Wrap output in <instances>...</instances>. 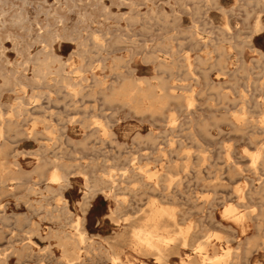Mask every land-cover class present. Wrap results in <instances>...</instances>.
I'll return each instance as SVG.
<instances>
[{
  "label": "rangeland",
  "instance_id": "obj_1",
  "mask_svg": "<svg viewBox=\"0 0 264 264\" xmlns=\"http://www.w3.org/2000/svg\"><path fill=\"white\" fill-rule=\"evenodd\" d=\"M205 1H0V264H115L113 256L123 264H264V159L251 163L253 151L264 157V0ZM55 166L68 172L65 200L49 188ZM156 204L174 214L159 218L160 231L187 235L164 260L133 237L152 223ZM229 205L235 216L225 215ZM77 224L85 240L63 238ZM202 242L208 256L230 253L209 262L197 251Z\"/></svg>",
  "mask_w": 264,
  "mask_h": 264
},
{
  "label": "bare ground",
  "instance_id": "obj_2",
  "mask_svg": "<svg viewBox=\"0 0 264 264\" xmlns=\"http://www.w3.org/2000/svg\"><path fill=\"white\" fill-rule=\"evenodd\" d=\"M1 1V0H0ZM74 1V0H73ZM125 1H128V0H125ZM204 2H206L205 0H204ZM26 3V2H25ZM210 3V2H209ZM133 4V3H132ZM174 5V4H173ZM91 7V6H90ZM47 9H49V7L47 8ZM107 10V9H106ZM222 10H223V8H222ZM21 11V10H20ZM19 11V12H20ZM223 11H225V10H223ZM226 12V11H225ZM18 13V12H17ZM53 14V13H52ZM155 14V12L153 13V15ZM163 14V13H162ZM225 14V13H224ZM248 14V13H247ZM19 15H20V13H19ZM27 15V14H26ZM151 15V14H150ZM149 15V16H150ZM164 15H165V13H164ZM167 15V14H166ZM14 16V14H12V17ZM21 16V15H20ZM136 16H139V15H136ZM169 16V15H168ZM167 16V17H168ZM11 17V16H10ZM23 17V16H22ZM248 17V16H247ZM17 18V17H16ZM27 18V17H26ZM57 18V17H56ZM84 18V17H83ZM90 18V17H89ZM134 18V19H133ZM132 19H130V20H133V21H136V19H135V17H133ZM260 18V17H259ZM258 18V19H259ZM19 19H21V18H19ZM19 19H18V21H19ZM60 19H61V17H60ZM64 19V18H63ZM107 19H109V18H107ZM228 19V18H227ZM24 20V19H23ZM47 20V19H46ZM257 20V19H256ZM259 21V20H258ZM15 22V21H14ZM21 22H22V20H21ZM59 22H61V21H59ZM58 22V23H59ZM227 22V21H226ZM257 22V21H256ZM16 23V22H15ZM19 23V22H18ZM30 23V22H29ZM56 23V22H55ZM260 22H258V24H259ZM195 24V23H194ZM43 25H45V24H43ZM129 25V24H128ZM256 25V24H255ZM127 26V25H126ZM221 26V25H220ZM224 26V25H223ZM261 26V25H260ZM224 27H226V25L224 26ZM227 27H229V26H227ZM257 27L258 26H256V29H257ZM262 27V26H261ZM194 28V27H193ZM259 28V27H258ZM27 29V28H26ZM40 29V28H39ZM195 29V28H194ZM228 29V28H227ZM230 29V28H229ZM258 30V29H257ZM259 30H261L260 28H259ZM42 31V30H41ZM47 31V30H46ZM129 32H130V30H128ZM195 31V30H194ZM226 31V30H225ZM45 32V31H44ZM181 32V31H180ZM183 32V31H182ZM181 32V33H182ZM229 32V31H228ZM253 32H254V29H253ZM42 33V32H41ZM50 34H51V32H50ZM58 34V33H57ZM196 34V33H195ZM186 35V34H185ZM197 35V34H196ZM133 37H134V35H132ZM200 36V35H199ZM222 36H224V35H222ZM230 36V35H229ZM248 36H249V34H248ZM231 37H233V36H231ZM251 37V36H250ZM249 37V38H250ZM38 38H39V40L41 41V42H43L44 40L42 39V35H39L38 36ZM44 38V37H43ZM97 38V37H96ZM122 38V37H121ZM125 38V37H124ZM165 38H167V37H165ZM248 38V37H247ZM34 39V38H33ZM94 39V38H93ZM92 39V40H93ZM205 39V38H204ZM223 39V38H222ZM254 39V38H253ZM72 40V39H71ZM123 40H125V39H123ZM169 40V39H168ZM224 40V39H223ZM229 40V39H228ZM32 41H34V40H32ZM47 41V40H46ZM130 41V40H129ZM196 41V40H195ZM53 42V41H52ZM115 42V41H114ZM117 42V41H116ZM99 43V42H98ZM127 43V42H126ZM248 43V42H247ZM31 44V43H30ZM29 44V45H30ZM100 44V43H99ZM193 44V43H192ZM205 44V43H204ZM250 44V43H249ZM46 45V44H45ZM103 45H104V43H103ZM95 46V45H94ZM97 46V45H96ZM147 46V45H146ZM47 47H48V45H47ZM46 47V48H47ZM98 47V46H97ZM100 47V46H99ZM223 47V49L225 48L224 46H222ZM49 48V47H48ZM52 48V47H51ZM95 48V47H94ZM93 48V49H94ZM231 49V48H230ZM43 50V49H42ZM99 50H100V48H99ZM119 50V49H118ZM202 50V49H201ZM229 50V49H228ZM47 51V50H46ZM92 51H94V50H92ZM45 52V51H44ZM43 52V53H44ZM98 52V51H97ZM155 52V51H154ZM200 52V51H199ZM223 52V51H222ZM39 53H41V52H39ZM46 53H48V52H46ZM45 53V54H46ZM188 53V52H187ZM44 54V55H45ZM48 55V54H47ZM54 55V54H53ZM149 55V54H148ZM155 55V54H154ZM217 55H218V53H217ZM228 55V54H227ZM46 56V55H45ZM186 56V55H185ZM59 57V56H58ZM61 57V56H60ZM59 57V58H60ZM119 57H121V56H119ZM198 57H200V56H198ZM226 57V56H225ZM53 58V57H52ZM186 58H187V56H186ZM185 58V59H186ZM221 58V57H220ZM43 59V58H42ZM51 59V58H50ZM58 58H56V60H57ZM229 59V58H228ZM36 60H38V61H41V59L40 58H36ZM119 61L121 60V59H118ZM227 60V59H226ZM226 60H224V63H226ZM232 60V59H231ZM43 61V60H42ZM59 61V60H58ZM122 62H124L123 61V59L121 60ZM126 61V60H125ZM160 61V60H159ZM189 61H190V58H189ZM220 61V60H219ZM60 62V61H59ZM161 62V61H160ZM221 62V61H220ZM25 63V62H24ZM66 63V62H65ZM74 63V62H73ZM72 63V64H73ZM213 63H215V62H213ZM217 63V62H216ZM59 64V63H58ZM68 64V63H67ZM75 64V63H74ZM42 65V64H41ZM46 65V64H45ZM66 65V64H65ZM192 65V64H191ZM211 65V64H210ZM242 66H243V64H241ZM47 66V65H46ZM161 66H162V64H161ZM189 66V65H188ZM213 66V65H212ZM216 66V65H215ZM219 66V65H218ZM59 68L57 69V73L60 75V76H63V74H64V67L65 66H63V64H62V61L60 62V66H58ZM72 67V66H71ZM116 67V66H115ZM78 68V67H77ZM81 68V67H80ZM97 68V67H96ZM158 68H159V64H158ZM241 68V67H240ZM51 69V68H50ZM55 69V68H54ZM132 69H133V67H132ZM196 69V68H195ZM222 69H223V67H222ZM226 69V72H228V70H227V68H225ZM17 70V69H16ZM74 70V69H73ZM162 70H163V66H162ZM241 70H243V69H241ZM49 71H51V70H49ZM128 71V70H127ZM225 71V70H224ZM223 71V72H224ZM231 71V70H230ZM243 71H245V70H243ZM54 72H56L55 70H54ZM191 72V71H190ZM132 73V72H131ZM187 73V72H186ZM225 73V72H224ZM237 73V72H236ZM3 74V73H2ZM19 74V73H18ZM46 74H47V72L45 71V69L44 68H42L41 66H39L37 69H36V76H39V77H44V79H45V76H46ZM52 74V73H51ZM232 74V73H231ZM238 74V73H237ZM193 75V74H192ZM196 77V76H195ZM231 77V76H230ZM236 77V76H235ZM2 78V77H1ZM6 78V77H5ZM28 78V77H27ZM66 78H67V76H66ZM152 79L154 78V76L153 77H151ZM194 78V77H193ZM216 78H219V77H216ZM65 79V78H64ZM95 79V78H94ZM113 79V78H112ZM127 79V78H126ZM155 79V78H154ZM208 79V78H207ZM17 80V79H16ZM43 80V79H42ZM56 80V79H55ZM139 80V79H138ZM158 80V79H157ZM157 80H156V82H157ZM69 81V80H68ZM100 81H102V80H100ZM129 81V80H128ZM128 81H126V82H128ZM161 81H162V77H161ZM64 82H65V80H64ZM164 81H162V82H160V79H159V83H163ZM7 83V82H6ZM70 83V82H69ZM77 83V82H76ZM104 83V82H103ZM138 83V82H137ZM140 83V82H139ZM146 83H147V81H146ZM165 83V82H164ZM224 83V82H223ZM18 84H21V83H16V85H18ZM57 84V83H56ZM65 84V83H64ZM79 84V86H80V83H78ZM105 84V83H104ZM73 85V84H72ZM95 85V84H94ZM98 85V84H97ZM149 85V84H148ZM158 85V84H157ZM156 85V86H157ZM260 85V84H259ZM262 85H264V84H262ZM28 86V85H27ZM62 86H63V84H62ZM74 86H76V85H74ZM73 86V87H74ZM78 86V85H77ZM101 86H102V84H101ZM105 86V85H104ZM126 86V85H125ZM142 86V85H141ZM155 86V85H154ZM161 86V85H160ZM185 86V85H184ZM218 86H219V84H218ZM20 87V86H19ZM38 87V86H37ZM40 87V86H39ZM93 87H95V86H93ZM98 87V86H97ZM127 87V86H126ZM140 87V86H139ZM148 87V86H147ZM151 86L149 85V88H150ZM157 87H159V85L157 86ZM157 87H153L152 86V88H150V89H154V88H157ZM162 88H164V86H163V84H162V86H161ZM161 87H159V89L161 88ZM179 87V86H178ZM205 87V86H204ZM65 88V87H64ZM86 88V87H85ZM84 88V89H85ZM89 89H91L90 87H88ZM112 88H114V87H112ZM119 88V87H118ZM123 88V87H122ZM135 88V87H134ZM68 89V88H67ZM70 89V91H72L71 90V88H69ZM81 90H84V89H82V84H81V88H80ZM120 89V88H119ZM128 89H129V87H128ZM136 89V88H135ZM140 89H141V87H140ZM194 89V88H193ZM65 90V89H64ZM76 90V89H75ZM78 90H79V88H78ZM126 91H127V88L125 89ZM146 90V89H145ZM11 91H12V89H11ZM74 91V90H73ZM72 91V92H73ZM92 91V90H91ZM90 91V92H91ZM130 91V90H129ZM140 91H142V90H140ZM148 91H151V90H148ZM147 90H146V93L148 92ZM153 91V90H152ZM163 91V90H162ZM194 91V90H193ZM244 91V90H243ZM76 92H77V90H76ZM154 92V91H153ZM74 93V92H73ZM81 93H82V91H81ZM96 93V92H95ZM133 93H134V90H133ZM133 93H131V94H133ZM137 93H139V89H138V91H137ZM146 93H145V97H146ZM151 93V92H150ZM225 93H228V92H225ZM237 93V92H236ZM239 93V92H238ZM71 94V93H70ZM76 94V93H75ZM75 94L73 95L74 97H76L75 96ZM110 94H111V92H110ZM109 94V95H110ZM117 94V93H116ZM127 94V93H126ZM152 94V93H151ZM156 94H158V93H156ZM185 94V93H184ZM246 94V93H245ZM77 95H78V92H77ZM79 95H80V92H79ZM93 95V94H92ZM125 95V94H124ZM123 95V96H124ZM128 95V94H127ZM139 95H143V94H139ZM148 95V94H147ZM189 95V94H188ZM226 95V94H225ZM242 95V94H241ZM101 96H103L104 97V95H101ZM107 96V95H106ZM126 96V95H125ZM156 96V95H155ZM165 96V95H164ZM180 96H183V95H180ZM179 96V98L177 99V100H179V99H181V97ZM186 96V95H185ZM190 96V95H189ZM193 96V95H192ZM222 96H223V94H222ZM247 96V95H246ZM246 96H244V97H246ZM85 97V96H84ZM142 97H144V96H142ZM161 97V96H160ZM242 97V96H241ZM243 97V98H244ZM77 98V97H76ZM126 98V97H125ZM129 98V97H128ZM152 98H154L153 96H152ZM175 98V97H174ZM183 98V97H182ZM227 98V97H226ZM104 99H105V97H104ZM113 99V98H112ZM116 99V98H115ZM161 99V98H160ZM164 99V98H163ZM188 99V98H187ZM190 99V98H189ZM236 99V98H235ZM234 98H232L231 100H233V101H236ZM237 99H239L238 97H237ZM264 99V98H263ZM23 100V98H21V101H19V102H23L22 101ZM83 100V99H82ZM148 100V99H147ZM156 100H158V98L156 99ZM162 100V99H161ZM183 100V99H182ZM181 100V101H182ZM193 100V99H192ZM259 100V99H258ZM135 101H137V100H134V103H135ZM166 101V100H165ZM176 101V100H175ZM240 101V100H239ZM242 101V100H241ZM264 101V100H263ZM112 102V101H111ZM148 102V101H147ZM156 102V101H155ZM167 102V101H166ZM165 102V103H166ZM185 102H187V101H185ZM247 102V101H246ZM259 102V101H258ZM138 103H140V101H138ZM141 103H142V101H141ZM158 103V102H157ZM160 103V102H159ZM189 103V102H188ZM188 103H186L187 105H188ZM244 103V102H243ZM26 104H28V103H25L24 102V105H26ZM37 104H39V103H37ZM37 104H35L36 106H37ZM125 104V103H124ZM136 104V103H135ZM160 104H162V103H160ZM181 104V103H180ZM254 104H255V102H254ZM128 105H129V103H128ZM139 105H141V104H139ZM145 105V104H144ZM148 104H146V106H147ZM159 105V104H158ZM178 105H179V102H178ZM245 105V104H244ZM259 105H261L262 106V104H259ZM264 105V104H263ZM39 106V105H38ZM37 106V107H38ZM43 106V105H42ZM135 106V105H134ZM138 106V105H137ZM155 106V105H154ZM154 106H153V108H154ZM165 106H166V104H165ZM191 106V105H190ZM256 106V105H255ZM23 107V106H22ZM22 107H21V109H22ZM33 107V106H32ZM35 107V106H34ZM40 107V106H39ZM152 107V106H151ZM151 107H150V109H151ZM161 107H163L162 105H160L159 106V108H161ZM189 106H187V108H188ZM246 107V106H245ZM259 107V106H258ZM30 108V107H29ZM44 108V107H43ZM140 108V107H139ZM139 108H137L136 110H139ZM141 108H142V106H141ZM243 108V107H242ZM247 108V107H246ZM28 109V108H27ZM31 110H32V108H30ZM45 109V108H44ZM147 109V111H148V109L149 108H146ZM155 109H157L156 107H155ZM179 109H180V107H179ZM244 109V108H243ZM259 109V108H258ZM38 110V109H37ZM135 110V111H136ZM152 110H154V109H151V110H149V111H152ZM188 110V109H187ZM22 111V110H21ZM134 111V110H133ZM134 111V112H135ZM141 111H143V109L141 110ZM141 111H139V112H141ZM156 111V110H155ZM158 111V110H157ZM156 111V112H157ZM245 111H247V109L245 110ZM262 111V110H261ZM32 112V111H31ZM33 113V112H32ZM144 113V112H143ZM153 113V112H152ZM151 113V114H152ZM22 114V113H21ZM154 114V113H153ZM156 114V113H155ZM176 114V113H175ZM19 115V114H18ZM169 115V114H168ZM242 115V114H241ZM245 116H247L246 114H244ZM243 115V116H244ZM261 115V114H260ZM264 115V114H263ZM232 116H233V114H232ZM235 116H237V115H235ZM244 116V117H245ZM169 117V116H168ZM52 118V117H51ZM171 118V117H170ZM176 118V117H175ZM223 119L225 118V117H222ZM246 118V117H245ZM75 119V118H74ZM174 119V118H173ZM234 119V118H233ZM261 119V118H260ZM171 120V119H170ZM252 120V119H251ZM255 120V119H254ZM85 121V120H84ZM167 121H169V120H167ZM238 121V120H237ZM243 121H244V119H243ZM253 121V120H252ZM83 122V121H82ZM101 122V121H100ZM174 122V121H173ZM0 123H3L2 122V120H0ZM70 123H71V120H70ZM74 123V122H73ZM98 123V122H97ZM169 123H170V121H169ZM239 123H240V121H239ZM259 123V122H258ZM261 123H263V130H264V116L262 117V119H261ZM82 124H84V123H82ZM104 124V123H103ZM102 124V125H103ZM173 124V123H172ZM234 124V123H233ZM85 125V124H84ZM167 125H168V123H167ZM166 125V126H167ZM231 125H232V123H231ZM235 125V124H234ZM22 126V125H21ZM170 126H171V123H170ZM233 126V125H232ZM9 127V126H8ZM87 127V126H86ZM5 128L7 129V127L5 126ZM23 128V127H22ZM104 128H105V125H104ZM172 128V127H171ZM176 128V127H175ZM235 128V127H234ZM255 128V127H254ZM9 129V128H8ZM17 129V128H16ZM107 129V128H106ZM177 129V128H176ZM236 129V128H235ZM235 129H234V131H235ZM259 129V128H258ZM100 130H102V129H100ZM171 130V129H170ZM243 130H244V128H243ZM2 131V130H1ZM107 131V130H106ZM238 131H239V129H238ZM242 131V130H241ZM252 131V130H251ZM108 132V131H107ZM205 132H207V130H205ZM263 132V131H262ZM262 132H260V133H258V132H256L255 133V130H254V133H255V135L256 134H261ZM2 133V132H1ZM0 133V134H1ZM5 133V132H4ZM15 133V132H14ZM41 133V132H40ZM87 133V132H86ZM92 133V132H91ZM95 133V132H94ZM100 133V132H99ZM208 133V132H207ZM250 133V132H249ZM45 134V133H44ZM106 134H109V133H106ZM30 135V134H29ZM91 135V134H90ZM95 135V134H94ZM102 135V134H101ZM254 135V136H255ZM263 135H264V132H263ZM6 136V135H5ZM16 136V135H15ZM41 137V136H40ZM140 137V136H139ZM150 137V136H149ZM255 137H257V136H255ZM44 139H45V137H44ZM155 139V138H154ZM257 139V138H256ZM70 140V139H69ZM81 140V139H80ZM85 140V139H84ZM87 140V139H86ZM254 140H255V138H254ZM178 141V140H177ZM171 142V141H170ZM179 143V142H178ZM82 145H83V142H82ZM174 145H175V143H174ZM1 146V145H0ZM83 146H85V143H84V145ZM159 146V145H158ZM173 147V146H172ZM262 147V146H261ZM8 149H9V147H7ZM160 148H163L162 146L160 147ZM174 148V147H173ZM179 148V147H178ZM264 147H262V149H263ZM3 150V149H2ZM1 150V151H2ZM4 150H6L7 151V149H6V146H5V148H4ZM159 150H161V149H159ZM182 150V149H181ZM169 152H170V150H169ZM181 152V151H180ZM254 152V151H253ZM251 153L252 155H251V160H252V162H251V160H250V162L252 163V165L254 166L255 164H256V162H257V160L258 159H264V157L263 158H261L260 156H261V154L259 153V152H256V153ZM174 153V152H173ZM227 153H228V151H227ZM6 154V153H5ZM172 154V153H171ZM163 155H164V153H163ZM264 155V154H263ZM1 156H2V154H1ZM6 156H7V154H6ZM167 156V155H166ZM176 157V156H175ZM189 157V156H188ZM187 157V158H188ZM250 157V156H249ZM260 157V158H259ZM134 158V157H133ZM156 158V157H155ZM180 158H181V156H180ZM226 158V157H225ZM136 159V158H135ZM189 160H190V158H188ZM187 159V160H188ZM231 159V158H230ZM4 160V159H3ZM3 160H2V162H3ZM49 160V159H48ZM53 160V159H52ZM132 160V159H131ZM189 160L187 161V163L189 162ZM176 161V160H175ZM191 161V160H190ZM260 161V160H259ZM133 162V161H132ZM178 162V161H177ZM186 162V161H185ZM263 162H264V160H263ZM8 164H9V162H7ZM13 163H15V164H17L16 163V161L14 162L13 161ZM258 163V162H257ZM2 164V163H1ZM4 164H6V163H4ZM7 164V165H8ZM11 164V163H10ZM9 164V165H10ZM44 164V163H43ZM183 164V163H182ZM186 164V163H185ZM136 165V164H135ZM175 165L176 164H174L173 165V167H175ZM188 165V164H187ZM45 166V165H44ZM137 166V165H136ZM139 166V165H138ZM162 166V165H161ZM179 166V165H178ZM183 166V165H182ZM189 166V165H188ZM7 167V166H6ZM18 167V166H17ZM134 167V166H133ZM141 167V166H140ZM140 167H139V169H140ZM170 167V166H169ZM173 167H171V168H173ZM248 167H250V166H248ZM176 168H179V167H177L176 166ZM232 168H233V166H232ZM231 168V169H232ZM243 168V167H242ZM36 169V168H35ZM40 169V168H39ZM38 169V170H39ZM55 170L49 175V177H48V183H49V188H53V189H55V190H59L60 191V193H61V199H63V200H65L64 199V197H63V195H62V190L67 186V185H69L68 184V181H69V179H68V172H66L65 170L64 171H60V169L58 168V167H56L55 166V168H54ZM199 169V168H198ZM226 169H228L229 170V167L228 168H226ZM247 169V168H246ZM245 169V170H246ZM112 171L113 170H115V169H111ZM146 170V169H145ZM241 170V169H240ZM18 171H20V170H18ZM84 171V170H83ZM123 172H125L124 170H122ZM121 171V172H122ZM138 171V170H137ZM232 171H233V169H232ZM250 171H252V169L250 170ZM5 172V171H4ZM12 171H10V173H11ZM139 172H141V171H139ZM143 172V171H142ZM144 172H148V171H144ZM156 172H157V170H156ZM237 172V171H236ZM253 173H255V171H252ZM3 173V172H2ZM13 173H16V172H13ZM13 173H11V174H13ZM104 173H106V172H104ZM151 173V172H150ZM150 173H148V174H150ZM171 173V172H170ZM230 173H231V171H230ZM238 173V172H237ZM236 173V174H237ZM257 173V172H256ZM108 174V173H107ZM124 174V173H123ZM148 174H146V176L148 175ZM152 174V173H151ZM156 173H154L153 175H155ZM157 174H159V172L157 173ZM169 174V173H168ZM198 174V173H197ZM235 174V175H236ZM258 174V173H257ZM93 175V174H92ZM125 175H126V173H125ZM139 175V174H138ZM145 175V174H144ZM153 175H150V177L151 176H153ZM167 175V174H166ZM170 175H172V174H170ZM200 175V174H199ZM233 175V174H232ZM239 175V174H238ZM2 176V175H1ZM103 176V175H102ZM108 176H110V175H108ZM160 176V175H159ZM237 176V175H236ZM245 177H246V175H244ZM7 177H8V175H7ZM161 177V176H160ZM167 177H168V175H167ZM166 177V178H167ZM145 178V177H144ZM149 178V177H148ZM162 178H163V176H162ZM169 178V177H168ZM167 178V179H168ZM10 179V178H9ZM9 179H6V180H9ZM12 179V181H14L15 179H13V178H11ZM103 179H104V177H103ZM145 179H147V178H145ZM152 179H153V177H152ZM156 179V178H155ZM179 179V178H178ZM204 179V178H203ZM251 179V178H250ZM5 180V181H6ZM111 180V178L109 177V178H105L104 179V181L105 182H108V181H110ZM147 180H149V179H147ZM166 180V179H165ZM164 180V181H165ZM174 180V179H173ZM256 180H258V178L256 179ZM11 181V180H10ZM89 181V180H88ZM170 181V180H169ZM175 181V180H174ZM260 181V180H259ZM0 182H1V180H0ZM157 182V181H156ZM160 182V181H159ZM171 182H173V181H171ZM177 182V181H176ZM180 182H182V181H180ZM254 182V181H253ZM258 182V181H257ZM3 183H5V182H3ZM2 183V184H3ZM91 183V182H90ZM89 183V184H90ZM124 183V182H123ZM123 183H121V184H123ZM174 183V182H173ZM183 183V182H182ZM181 183V184H182ZM251 183V182H250ZM259 184H260V182H258ZM1 184V183H0ZM12 184V183H11ZM19 184H20V182H19ZM145 184V183H144ZM155 184V183H154ZM170 184V183H169ZM175 184V183H174ZM177 184V183H176ZM219 184V183H218ZM223 184V183H222ZM258 184V185H259ZM146 185V184H145ZM215 185V184H214ZM213 185V186H214ZM247 185V184H246ZM261 185H263V181H262V184ZM2 187H3V185H1ZM37 186V185H36ZM46 186V185H45ZM48 186V185H47ZM157 186V185H156ZM164 186V185H163ZM180 186V185H179ZM178 186V187H179ZM182 186V185H181ZM216 186V185H215ZM223 186V185H222ZM8 187V186H7ZM31 187V186H30ZM86 187V186H85ZM88 187H90V186H88ZM99 187V186H98ZM158 187V186H157ZM254 187V186H253ZM91 188H93V187H90V189ZM151 188V187H150ZM159 188V187H158ZM258 189H259V187H257ZM31 189V188H30ZM30 189L28 188V190H29V192H30ZM45 189V188H44ZM89 189V190H90ZM120 189V188H119ZM165 189V188H164ZM251 189H253V188H251ZM258 189H257V191H255L256 189H255V187H254V191L256 192H254L255 194H257V192H258ZM262 190H263V187L261 188ZM32 190V189H31ZM155 190V189H154ZM250 190V189H249ZM2 191V190H1ZM101 191H103V190H101ZM122 191V190H121ZM165 191V190H164ZM167 191V190H166ZM169 191H172V190H170L169 189ZM236 191V190H235ZM242 191V190H241ZM253 191V190H252ZM251 191V193L253 194V192ZM4 192V191H3ZM50 192V191H49ZM97 191L95 190V189H92L91 190V193H90V195H88V196H86L87 198H91V197H93L94 195H95V193H96ZM238 192H239V190H238ZM237 192V193H238ZM10 193V192H9ZM47 193V192H46ZM55 193V192H54ZM156 193V192H155ZM228 193V192H227ZM230 193V192H229ZM223 194V193H222ZM261 194V193H260ZM28 195V194H27ZM178 195V194H177ZM217 195V194H216ZM227 195V194H226ZM247 195H249L248 193H247ZM252 196H254V195H252ZM83 197H85V196H83ZM177 197V196H176ZM179 197H181L182 198V196H179ZM218 197V196H217ZM115 198H117V197H115ZM163 198V197H162ZM165 198H166V196H165ZM181 198H179V199H181ZM184 198V197H183ZM186 198V197H185ZM195 198V197H194ZM193 198V199H194ZM214 199H215V197H213ZM212 198V199H213ZM242 198V197H241ZM243 198H245V197H243ZM241 199V200H244V199ZM45 199V198H44ZM164 199V198H163ZM188 199V198H187ZM209 199V198H208ZM207 199V200H208ZM231 199V198H230ZM166 200V199H165ZM189 200V199H188ZM195 200H196V198H195ZM217 200V199H216ZM156 201H157V199H156ZM155 201V198H154V201H152L153 203L154 202H156ZM212 201V200H211ZM35 202V201H34ZM40 202V201H39ZM82 202V201H81ZM86 202V201H85ZM167 202V201H166ZM222 202V201H221ZM241 202V201H240ZM207 203V202H206ZM236 203V202H235ZM83 204V203H82ZM155 204V203H154ZM220 204V203H219ZM87 205H88V202H87ZM224 205V204H223ZM232 205V204H231ZM237 205V204H236ZM150 206V205H149ZM151 206H154L153 204L151 205ZM156 207H157V204L155 205ZM242 206V205H241ZM162 207H164V206H162ZM169 207H170V205H169ZM176 207V206H175ZM174 207V208H175ZM196 207V206H195ZM194 207V208H195ZM235 207V206H234ZM109 208V207H108ZM122 208V207H121ZM79 209V208H78ZM149 209V208H148ZM152 209V208H151ZM177 209V208H176ZM197 209V208H196ZM224 209L226 210L224 213H226L225 215H227V213L228 214H232V215H234L233 214V212H234V208H233V206H227V208H225V206H224ZM48 210V209H47ZM55 210V209H54ZM119 209L117 208L116 209V211H118ZM172 210H174V209H172ZM185 210V209H184ZM199 210V209H198ZM209 210V209H208ZM236 210V209H235ZM246 210V209H245ZM85 211V210H84ZM83 211V212H84ZM115 211V212H116ZM176 211V210H175ZM202 211V210H201ZM222 211H224V210H222ZM52 212V211H51ZM122 211H120V213H121ZM147 212V211H146ZM149 212H150V209H149ZM152 212V214H151V216H149L150 217V220L152 221V223L148 226L147 224H144L143 225V227H140V228H137V229H135V231H134V236L133 237H135V239H137V241H138V243L140 244V245H142V246H144V247H146V248H148V249H150L151 251H153L154 253H156L157 255H158V258L159 259H162V260H164L165 258H166V250L168 249V247L172 244V243H174V245L176 246V243L177 242H179V241H177V242H175L177 239H180L181 241H182V243L183 244H187V239H186V236H185V232L184 231H182V229H181V231H178L179 232V235H178V233H177V236H178V238H177V236L176 237H173V236H169V235H165V234H163L162 233V231H160V229H161V226L159 225V223H161L160 221H159V218H161L162 216H166V215H168V216H171V217H174V214L173 213H171L168 209H166V208H160V206H158L157 208H153V210L151 211ZM199 212V211H198ZM215 212V211H214ZM238 212V211H237ZM242 212H244V211H242ZM247 212V211H246ZM245 212V213H246ZM145 213V212H144ZM148 213V212H147ZM213 213V212H212ZM234 213H236V212H234ZM250 213V212H249ZM254 213V212H253ZM110 214V213H109ZM113 214V213H112ZM238 214H240V213H238ZM244 214V213H243ZM251 214H252V212H251ZM250 214V215H251ZM255 214V213H254ZM262 214V213H261ZM70 215H71V212H70ZM111 215V214H110ZM109 215V216H110ZM149 215V214H148ZM246 215L247 216H249L248 215V212L246 213ZM210 216V215H209ZM235 216V215H234ZM239 216V215H238ZM51 217V216H50ZM55 217V216H54ZM111 217V216H110ZM148 217V218H149ZM224 217V216H223ZM241 217V216H240ZM252 217V216H251ZM257 217V216H256ZM263 217V216H262ZM123 218V217H122ZM128 218V217H127ZM210 218V217H209ZM3 219V218H2ZM113 219V218H112ZM111 219V220H112ZM163 219H165L164 217L162 218V220ZM168 219V221H170V219L169 218H167ZM176 219V218H175ZM212 219V218H211ZM227 219V218H226ZM242 219V218H241ZM261 219V218H260ZM260 219H259V222H260ZM263 219V218H262ZM261 219V220H262ZM126 220H128V219H126ZM143 220V219H142ZM147 220H149V219H147ZM161 220V219H160ZM161 220V221H162ZM213 220V219H212ZM211 220V221H212ZM230 220V219H229ZM244 220H245V218H244ZM253 220V219H252ZM258 220V219H257ZM120 221V220H119ZM123 221H125V220H123ZM129 221H131L130 219H129ZM145 221H146V218H145ZM176 220H174V222H175ZM242 220H240V222H241ZM263 221H264V219H263ZM262 221V222H263ZM134 222V224H135V221H133ZM148 222V221H147ZM150 222V221H149ZM166 222V221H165ZM83 223V222H82ZM119 223V222H118ZM128 223H130V222H128ZM168 223V222H167ZM170 223V222H169ZM216 223V222H215ZM234 223H236V222H234ZM137 224V223H136ZM164 224V223H163ZM175 224V223H174ZM174 224H173V226H174ZM177 224V223H176ZM238 224V223H237ZM243 223L241 222V225H242ZM259 224H261V223H259ZM259 224H256V225H259ZM86 225V224H85ZM131 225H132V222H131ZM141 225V224H140ZM147 225V226H146ZM216 225V224H215ZM218 225V224H217ZM76 226V228L75 229H77V233L76 234H72V233H67V232H63L64 233V235H63V238H65V239H67V240H77V241H79V242H83L84 240H85V234H86V232L84 231V230H81L79 227H78V224L77 225H75ZM130 226V225H129ZM135 226V225H134ZM133 226V227H134ZM165 226H166V224H165ZM169 226V225H168ZM167 226V227H168ZM180 226V225H179ZM219 227H221V226H219ZM223 227V226H222ZM243 227V226H242ZM39 228V227H38ZM125 228H127V227H125ZM130 228H131V226H130ZM135 228V227H134ZM134 228H133V230H134ZM224 228V227H223ZM229 228V227H228ZM244 228V227H243ZM242 228V229H243ZM247 228V227H246ZM86 229V228H85ZM168 229V228H167ZM186 229V228H185ZM187 229H189V228H187ZM131 230V229H130ZM191 230V229H190ZM57 231V230H56ZM168 231V230H167ZM122 232V231H121ZM130 232V231H129ZM129 232H127V233H129ZM174 232V231H173ZM231 232H233V231H231ZM244 232V231H243ZM243 232H241V234L243 233ZM50 233V232H49ZM122 233H124V232H122ZM126 233V232H125ZM132 233V232H131ZM166 233V232H165ZM169 233V232H168ZM171 233V232H170ZM211 233V232H210ZM32 234H33V232H32ZM31 234V235H32ZM36 234V233H35ZM188 234V233H187ZM212 234V233H211ZM47 235V234H46ZM73 235H76L77 236V238H74V236ZM92 235V234H91ZM130 235V234H129ZM133 235V234H132ZM221 235V234H220ZM49 236V235H48ZM47 236V237H48ZM119 236V235H118ZM209 236H210V234H209ZM208 236V237H209ZM39 237V236H38ZM57 237V236H56ZM49 238V237H48ZM120 238V237H119ZM226 238V237H225ZM212 239V238H211ZM227 239L228 238H226L225 240L227 241ZM229 239H230V237H229ZM232 239V238H231ZM235 238H233V240H234ZM42 240H43V238H42ZM88 240V239H87ZM90 240V239H89ZM117 240V239H116ZM134 240V239H133ZM222 240V239H221ZM247 240V239H246ZM253 240H254V238H253ZM28 241H30L31 242V240H28ZM136 241V240H135ZM208 241V240H207ZM215 241V240H214ZM255 242H257L256 240H254ZM33 242V241H32ZM87 242V241H86ZM131 242V241H130ZM197 242V241H196ZM209 242H210V240H209ZM240 242V241H239ZM254 242V243H255ZM264 242V241H263ZM34 243V242H33ZM49 243V242H48ZM116 243H119V242H117L116 241ZM138 243H136L137 245H138ZM199 243V242H198ZM67 243H65V245H66ZM178 244V243H177ZM246 244H250V242L249 243H246ZM260 244V243H259ZM258 244V246H260ZM28 245V244H27ZM35 245V244H34ZM38 245V244H37ZM136 245V246H137ZM181 245V244H180ZM207 245V242H202V243H200L198 246H197V251H198V253H200L201 255H202V259H204V260H206V259H208V260H210L209 262H214V261H218V260H222V258L223 257H225V256H228L229 255V253H230V248L229 249H227V250H224L225 252L223 253V254H218V255H215V256H208L207 255V251H205V250H207V249H205V246ZM221 245V244H220ZM254 245V244H253ZM256 245V244H255ZM49 246H51L50 244H49ZM111 245H109V247H110ZM37 247V246H36ZM112 247V246H111ZM131 247V246H130ZM178 247V246H177ZM190 247V246H189ZM246 247V246H245ZM250 248L251 247H253V246H249ZM38 248V247H37ZM43 248H44V246H43ZM192 248V247H191ZM250 248H246L247 250H249ZM26 249H28V248H26ZM172 249V248H171ZM177 249V248H176ZM221 249V248H220ZM232 249V248H231ZM32 250V249H31ZM43 250V249H42ZM106 250V249H105ZM170 250V249H169ZM173 250V249H172ZM234 250H235V248H234ZM39 251H41V250H39ZM70 251H71V249H70ZM177 251V250H176ZM194 251V250H193ZM238 251V250H237ZM245 251V250H244ZM35 252V251H34ZM50 252V251H49ZM65 252V251H64ZM167 252H168V250H167ZM215 252V251H214ZM74 253V252H73ZM80 253V252H79ZM91 253V252H90ZM172 253V252H171ZM246 253V252H245ZM185 254V253H184ZM234 254V253H233ZM248 254V253H247ZM67 255V256H66ZM179 255V254H178ZM213 255H214V253H213ZM235 255V254H234ZM65 256L66 257H68L69 255L66 253L65 254ZM156 257V256H155ZM230 257V256H229ZM247 257V256H246ZM245 257V258H246ZM179 258H180V256H179ZM68 259V261H70V259L69 258H67ZM250 259V258H249ZM111 260L115 263V264H123V262H121L120 261V259H119V257L118 256H113L112 258H111ZM160 261V260H159ZM166 261V260H165ZM203 261V260H202ZM225 261V260H224ZM233 261H236L234 258H233ZM244 261V260H243ZM248 261V260H247ZM246 261V259H245V263L247 262ZM182 262V261H181ZM195 263H196V259H195V261H194ZM230 262H232L231 260H230ZM110 263H112V262H110ZM129 263V262H128ZM162 263H164L163 261L162 262H160V264H162ZM183 263V262H182ZM205 262H203V264H204ZM238 263V262H237ZM67 264H68V262H67ZM126 264V263H125ZM141 264V263H140ZM147 264V263H146ZM192 264V263H191ZM199 264V263H198ZM201 264V263H200ZM218 264V263H217ZM220 264V263H219ZM222 264H223V261H222ZM226 264V263H225ZM247 264V263H246ZM258 264V263H257Z\"/></svg>",
  "mask_w": 264,
  "mask_h": 264
}]
</instances>
